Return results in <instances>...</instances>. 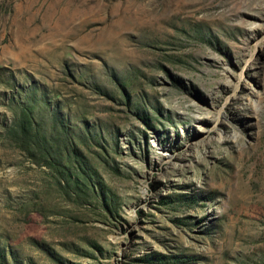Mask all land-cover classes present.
<instances>
[{"label":"rangeland","instance_id":"374dc122","mask_svg":"<svg viewBox=\"0 0 264 264\" xmlns=\"http://www.w3.org/2000/svg\"><path fill=\"white\" fill-rule=\"evenodd\" d=\"M0 264H264V0H0Z\"/></svg>","mask_w":264,"mask_h":264},{"label":"trees","instance_id":"16d2710c","mask_svg":"<svg viewBox=\"0 0 264 264\" xmlns=\"http://www.w3.org/2000/svg\"><path fill=\"white\" fill-rule=\"evenodd\" d=\"M30 124L31 123L29 121V129H30ZM27 146H28V144H27ZM51 149L52 148H46L43 146L40 148L41 153H42V158L45 161L44 165L49 167L55 173H58L62 178L63 177L62 175L67 174L69 171V168L74 165L73 163H75L76 166L75 165L73 166V170L77 169L78 173H76V176L73 180V183H75V185L79 187V190L82 192V189H88L92 192L96 191V192L102 194V192H103L102 190H104V186L101 183L99 176L93 170V168L91 169L89 167V165L86 163H83L81 165L76 163V161H73L68 156L67 152L66 153L65 152L64 153L59 152L58 159H55L53 154L50 153ZM40 150H38V152H40ZM30 151H31V149L29 148V152ZM31 152H33V150ZM59 181L60 180L57 179V182L60 185ZM62 189H63L64 193L67 196H69L70 190L68 189V184L63 186Z\"/></svg>","mask_w":264,"mask_h":264}]
</instances>
